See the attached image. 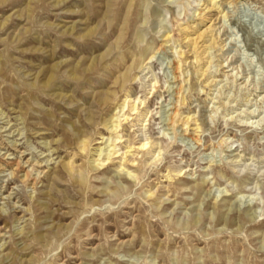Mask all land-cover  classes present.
I'll list each match as a JSON object with an SVG mask.
<instances>
[{
    "label": "rangeland",
    "instance_id": "rangeland-1",
    "mask_svg": "<svg viewBox=\"0 0 264 264\" xmlns=\"http://www.w3.org/2000/svg\"><path fill=\"white\" fill-rule=\"evenodd\" d=\"M129 1L0 0V264H264V0L223 5L225 17L207 11L201 24L198 14L209 0H136L120 48L124 57L117 60L115 51L84 72L114 44ZM139 13L148 16L146 24ZM109 17L115 18L111 27ZM211 23L217 44L200 65L205 69L211 60L206 78L217 81L208 86L190 62L184 27L195 37ZM95 25L97 35L83 36ZM138 28L146 36L141 48L157 51L166 33L173 41L128 83L146 99L145 112L123 121L117 149L150 138L161 154L154 160L153 153H140L125 164L115 157L91 170L98 142L110 134L102 121L124 99L115 80L139 50ZM179 50L186 58L180 112L192 115V134L201 126L199 142L168 123L181 84L173 78ZM82 60L77 81L73 73ZM115 89L117 101L102 105L101 97ZM77 128L89 134L86 153L74 141ZM20 157L24 167L14 178L10 162ZM70 159L85 170L84 185L65 169ZM27 170L32 177L25 183ZM107 182L120 194H107ZM150 191L164 207L156 208ZM236 215L240 232L237 224L219 231V218Z\"/></svg>",
    "mask_w": 264,
    "mask_h": 264
},
{
    "label": "bare ground",
    "instance_id": "bare-ground-1",
    "mask_svg": "<svg viewBox=\"0 0 264 264\" xmlns=\"http://www.w3.org/2000/svg\"><path fill=\"white\" fill-rule=\"evenodd\" d=\"M237 2H238V0H209V5H206L203 8L204 11L203 12L201 11L198 14L200 16V20H201L199 24L204 22V19L206 18V12L207 11L217 10V14H221L220 17H222V16L225 17L228 14L227 13L228 10L226 11L225 10L226 8L223 5L226 6V5L230 4V5L234 6V4H236ZM204 4L205 3H202L201 5H204ZM111 5L113 6L114 4H110V6ZM135 5H136V0H130L129 1V4L127 6V10H126V14L123 17V25L119 30V35L116 38L114 44L111 47H108L107 50H104L105 52L101 53L100 55H98V56L93 55L94 57H92V60L90 61L91 63L89 64L88 67H86L84 72L89 73L90 71L94 70L99 64L102 65L103 63H105L109 59L110 56L115 57V55H116L115 51L117 52V56H116L117 60H120L122 57H124V52L120 48L122 47V45L126 41L127 36L129 34L128 32L131 28V26H130L131 16H132L133 9H134ZM146 9H148V8H146ZM112 11H113L112 8H109L108 15ZM153 12L157 13V10H153ZM106 16H107V14H106ZM139 16H140L141 25L146 24L148 22V16H146V14L139 13ZM114 20H115V18L114 19H111L110 17L108 18V20H107L108 27L112 26V23ZM98 27H99V25H95L93 28L86 31L83 34V36L97 35L98 34ZM189 27H190V25H186L184 27V29H186L188 31V33L185 35L184 39L187 42H190V45H192L191 51H193V54H192L193 59L190 62L193 63V65H195L196 74H199V77H201V78L203 77L205 79L206 76L208 75V72H209L210 67H211L210 66L211 60L206 61V63H208L209 65H207V67L205 69H203V66L200 67V65H201L202 61L204 60V55L206 53H208V50L212 49L217 44V41H216L217 38L213 33L214 25L212 23L207 25L206 28L200 30L197 33V35H195V37H192L190 35ZM191 27H194L193 24L191 25ZM70 29H71V32H74L75 30H77V26L74 25ZM198 30H199V28H198ZM191 32H193V31H191ZM133 36H134L133 38H134V42L136 44V47L137 48L139 47V50H138V52L134 51L131 54V56H130L131 57V63L126 67L125 71L119 77H117L115 80V83L118 85V87H120V90L122 92H125L124 99L121 102H117V105H115L116 106L115 111L114 112L111 111L112 113H110L109 117H105L102 121V124L106 127L107 130L110 131L109 132L110 134H109V136L107 135V137H105L103 135L102 139L104 141L98 142V143H103V145L98 146L94 152L95 154H93V156L95 155L96 158H93V160L90 161V162H92L91 170L104 169L115 157L123 156V160H124L123 164H125V162H128V161L135 163L136 159L131 158V157H133L134 155H139L140 153H143V154L144 153H153V156H155L154 160H156L161 154V150H162L161 147H159V149L157 151H156V149L152 150L153 149V142L151 141L150 138L142 139L138 143L137 147H136V145L129 143L128 145L125 146L126 149L122 153H120V151H121V149L123 150V148L117 149V146H120L119 143L124 142V140H122L123 135L120 133L121 132L120 128L123 126V121H129L130 117L132 115H135V114L137 115L136 118H138V117L140 118V117L144 116L143 114L145 112L144 107L141 110L140 106L146 105V99L143 98L142 96H139L137 94L132 93L131 90L127 89L128 83L131 81V79L137 77L136 75H134L135 70L137 68L141 69L145 64L151 63V61H152L153 57H155L154 55H156L157 51L163 50L166 52L167 50L165 49V47L169 46L170 44H168V43L173 41L172 35H170V33H166L163 37V41H166L167 43L166 42L162 43L161 46L163 48L161 47L160 49L158 48L157 51H154V49H152V47H149V48L148 47L147 48H144V47L141 48L140 47V44L145 41L146 36H145V33H142L139 28L136 32H134ZM170 48H172V47H170ZM172 52H173L172 55L175 56L176 51L173 50ZM177 52H178V55L177 54L176 55L179 58H177L178 60H175L176 56L175 57L173 56L174 57V59H173L174 63L173 64H174V71H175V73H178V74L177 75L175 74L173 78H175L178 81V83L181 82V84L179 83V85L176 86V88H177L176 89L177 100L175 103L174 110L170 113V117H169L170 122H168V123L174 129H176V127L178 125L183 126V130L185 131V133L188 135H191L192 133L189 129L191 127L190 124H191V121L193 120V117L191 114L183 116L182 113L180 112L181 106L183 104H185V101H186V97H184V95H183V90H184L183 82H185L186 80L181 79V76L184 75L183 66L186 62L185 51L179 50ZM62 63H64V62H62ZM62 63L58 64L57 67H60V65H62ZM83 65H84V63L82 60L81 62H78V64L75 66L73 77L77 81H79V79H80L79 76H77V72L81 70V67ZM53 78H54V76L49 77V79H48L49 82L47 83L48 85L53 80ZM214 81L216 82L217 79L212 78L211 80L210 79L208 80V78H206V80L203 81V83H205V85L211 86ZM156 84H157V81H155L154 84L151 85L152 89H154L156 87ZM62 90H64V89H62ZM117 95H118V92L116 91V89L109 92L108 94H106L105 98L101 97V99H102L101 104L105 105V106H109L110 102H112L113 100H116ZM62 99H63V97H62ZM149 112L147 111V113H149ZM92 116H94V115L91 114V117ZM200 128H201L200 125L196 126V128H193L192 138L196 142L200 141V137L197 134V132L199 131ZM74 141L77 142L78 148L82 153H84V152L86 153L89 151V148L91 146V141H90L89 134L87 131H85L81 128H77V132L74 136ZM128 142H130V141H128ZM17 145H18L17 143L13 144V146L16 147L14 149V151L20 152L19 150H17V148H18ZM21 158L22 157H20L19 160L15 159L16 160L15 162H10V163H12V166H13L12 171L11 170L10 171H11V175L14 178L18 175V172L21 169H23V167H24V165L22 164ZM35 165L41 167L42 162L37 161L36 163H34V166ZM0 166H1V164H0ZM64 167L71 174L77 173L76 181L79 184L84 185L87 182V174H86L85 170L81 169V168H76L74 166V160L73 159H70L69 161L65 162ZM121 169H123V168H121ZM41 170H43V169H41ZM38 172L39 171H37V173ZM43 172H44V170L40 171L39 174L43 173ZM127 173H128L127 175L131 176V171L130 172L127 171ZM31 177H32V173H30L29 170H27L23 174L22 181L27 183L30 181ZM37 180H38V178L35 177V182L33 183V186L37 185ZM109 185H110L109 182H107L105 185V190L107 191V194H112L113 196L120 194L119 189L112 190ZM182 187H186V184L184 183V186H182ZM186 188H188V187H186ZM210 193H211V191L208 190V194H210ZM148 194H149V199L154 201L153 204L156 206L157 209L164 207L165 200H159V198L155 196L154 191L153 192L150 191V193H148ZM214 208H216V204H214ZM160 214H164V212H162ZM237 217L239 218L238 221H237V219H238ZM241 219H242L241 215H236L233 218L231 217L230 219L223 218V217L219 218V220H218L219 224H223L222 227L219 229V231H223L225 229H230L233 224H237V225H239L237 231L240 232L243 228V225L238 224V222L240 223ZM199 220L200 219L198 218L197 221L199 222ZM251 220H254V219H251ZM188 225L189 224L187 223V224L183 225L182 228L187 229ZM133 264H135V263H133Z\"/></svg>",
    "mask_w": 264,
    "mask_h": 264
}]
</instances>
